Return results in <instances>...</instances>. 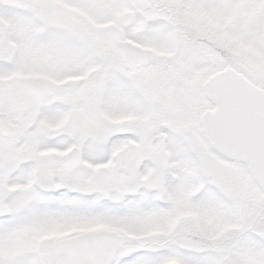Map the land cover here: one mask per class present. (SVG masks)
<instances>
[{
	"label": "snow or ice",
	"instance_id": "obj_1",
	"mask_svg": "<svg viewBox=\"0 0 264 264\" xmlns=\"http://www.w3.org/2000/svg\"><path fill=\"white\" fill-rule=\"evenodd\" d=\"M0 264H264V0H0Z\"/></svg>",
	"mask_w": 264,
	"mask_h": 264
}]
</instances>
